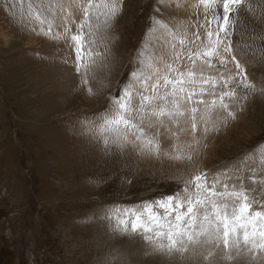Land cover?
<instances>
[{"label":"rangeland","instance_id":"rangeland-1","mask_svg":"<svg viewBox=\"0 0 264 264\" xmlns=\"http://www.w3.org/2000/svg\"><path fill=\"white\" fill-rule=\"evenodd\" d=\"M49 2L0 0V264H181L186 255L172 260L148 249L142 236L117 227L112 211L183 196L186 182L205 174L220 191L216 181L235 175L229 186L243 185L250 196L264 198V185L253 182L264 179V165L249 159L264 148V0H244L239 15L231 16L236 24L224 41L231 43L225 64L214 57L215 67H203L205 77L217 78V96L228 90L220 77H233L229 88L237 96L225 102L234 118L217 108L205 125L198 120L204 105L182 103L184 109L199 108L196 130L207 127L209 133L204 143L192 132L190 113L178 123L153 120L150 129L146 119L159 154L121 145L101 134L100 126L126 87L152 94L142 85L155 68L172 64L187 70V52L206 42L203 7H196L197 0H116L115 15L105 20L103 8L93 9L92 28L81 30L85 0H51V8ZM81 31L95 61L86 74L77 71L71 40ZM174 51L181 53L179 60ZM245 76L255 91L244 89ZM213 252L205 260L206 249H198L192 260L199 255L197 264H264V253L244 252L231 261L223 258L224 249Z\"/></svg>","mask_w":264,"mask_h":264},{"label":"snow or ice","instance_id":"snow-or-ice-1","mask_svg":"<svg viewBox=\"0 0 264 264\" xmlns=\"http://www.w3.org/2000/svg\"><path fill=\"white\" fill-rule=\"evenodd\" d=\"M52 6L50 0L48 8ZM58 6L64 7L62 4ZM201 6L205 20L201 27L205 29L206 42L202 40L195 51L187 52V60L190 62V66H185L187 70L180 66L173 67L172 64H165L163 71L155 68L152 73L143 77L145 83L142 87L145 92L150 91L151 95L139 91L134 93L131 85L126 87L123 95L114 99L111 114L103 118L101 134H111L121 145L132 143L141 151L159 154V142L149 136L144 127L146 119L150 129L153 120L157 124H163L164 118H167L173 123H178V119L184 117L187 112L190 113L191 129L195 132L199 108L191 106L184 109L182 103L204 105V115L200 119L205 125L217 108L227 111L228 115L234 118V113L229 110V103L225 102V98L231 100L237 96L235 89L229 88L233 77H220L224 81L223 87L228 90L221 91L217 96V78L205 77L203 67H215L214 57L220 64H225L224 53L231 51V43L226 44L224 41L234 31L236 24L231 16L239 15L244 0H197L196 7ZM80 8L84 17L80 25L81 30L85 25L92 28L90 21L93 9L99 11L103 8L104 12L101 14L105 16V20L109 15H115L118 10L116 0H85ZM36 16L43 20L39 10ZM99 27L97 25V28ZM48 31H51L50 24ZM221 33H224V36H221ZM196 39L201 40V36L197 34ZM71 40L76 50L77 71L83 68L86 74L95 61L91 60V51L84 47L82 31L72 35ZM179 43L183 46L185 41L181 39ZM172 47L175 49L174 44ZM173 55L179 60L181 53L174 51ZM198 60L201 61L200 65H197ZM232 60L235 61V56H232ZM198 67L199 78L196 71ZM236 68H240L239 62H236ZM172 73H175L174 77ZM133 76L137 77V74L133 73ZM148 81L154 82L149 84ZM242 83L244 89L255 91V85L247 82L246 76ZM206 85L210 88L205 87ZM161 87L165 90L163 94L158 91ZM89 91L91 92V89ZM260 91L264 92V88ZM206 94L211 97L210 100L204 99ZM134 114L139 117V123L135 122ZM104 142L108 144L107 136ZM174 158L181 157L177 155ZM188 158L191 159L190 156ZM249 159H258L260 164L264 165V148L252 154ZM253 182L264 185V179ZM188 185H192L193 190L190 191ZM221 187L223 191L218 190L215 182L209 184L206 174L197 175L186 182L183 196H168L154 204H145L135 209L117 208L112 211V216L115 217L118 228L125 232L130 228L133 234L142 236L156 250L169 254L183 255L190 249H206L204 259L210 260L214 255L213 249H224L223 258L231 260L233 255L240 256L244 252L264 253V198L258 200L256 196H250L243 185L236 187L222 184Z\"/></svg>","mask_w":264,"mask_h":264},{"label":"bare ground","instance_id":"bare-ground-1","mask_svg":"<svg viewBox=\"0 0 264 264\" xmlns=\"http://www.w3.org/2000/svg\"><path fill=\"white\" fill-rule=\"evenodd\" d=\"M178 3V2H177ZM226 56V55H225ZM228 59H229V57H228ZM229 63H232V62H229ZM210 70V69H209ZM232 73V72H231ZM165 91V90H164ZM221 113H223V112H221ZM199 120V122H200V118L198 119ZM232 120V119H231ZM164 121H166L165 120V118H164ZM168 121V120H167ZM218 121H219V119H218ZM171 122V121H170ZM221 122V121H220ZM154 123H155V121H154ZM209 123V122H208ZM164 125H165V123H164ZM198 127V126H197ZM208 128H209V126H208ZM163 129V128H162ZM196 129H198V128H196ZM204 129V128H203ZM167 130V129H166ZM200 130V129H199ZM199 130H195V132L197 131V133L196 134H198L199 133V137H201V138H197L198 140H200L201 142L203 141V139H204V137L206 136V133H208V129H207V131H205L204 130V132L203 131H199ZM214 131V130H213ZM180 132V131H179ZM193 132V131H192ZM194 132V133H195ZM203 132V133H202ZM211 132V131H210ZM171 133V132H170ZM169 133V134H170ZM174 133V132H173ZM177 134V133H176ZM209 134V133H208ZM207 134V135H208ZM171 135V134H170ZM188 135H189V133H188ZM171 137V136H170ZM177 137V136H176ZM184 137V136H183ZM186 137V136H185ZM209 137V136H208ZM156 138H160V137H156ZM178 139H179V137H177ZM210 138V137H209ZM166 139V138H165ZM186 139V138H185ZM176 140V139H175ZM191 140V141H190ZM204 140H206V139H204ZM164 141V140H163ZM178 141V140H177ZM187 141L189 142V144H193V146L195 147L196 145L194 144V141H193V139H192V136H190V139H188L187 138ZM176 142V141H175ZM184 142V141H183ZM170 143V142H169ZM186 143V142H185ZM202 143H204V142H202ZM206 143V142H205ZM176 144H177V142H176ZM175 144V145H176ZM171 146V145H170ZM178 146V145H177ZM201 146H203V145H201L200 144V147ZM191 147V146H190ZM189 147V148H190ZM204 147V146H203ZM196 148V147H195ZM197 148H199V147H197ZM192 149V148H191ZM189 150V149H188ZM173 151V150H172ZM176 162H178V161H176ZM179 164H180V162H179ZM177 165V164H176ZM182 165V164H181ZM251 171V170H250ZM244 174H238V176H239V178H240V180H244V179H242V176H243ZM229 176V175H228ZM233 177H235V175L234 176H231V177H227V178H222V179H218L216 182L218 183V182H220V184L222 185V181H223V184H228V181H232V180H234L233 179ZM220 178V177H219ZM249 178H250V176L247 178H245L246 179V181L244 182V183H248V180H249ZM255 179V178H254ZM239 183H241L240 181H238ZM238 184V183H237ZM220 185V186H221ZM230 186H232V185H230ZM236 186V185H235ZM220 188H222V187H220ZM246 188V187H245ZM220 190V189H219ZM222 191H223V189H222ZM130 229V228H129ZM131 230V229H130ZM132 232V231H131ZM146 244H144V245H146V247L148 248V249H154L155 250V248L152 246V245H150L149 243H147V242H145ZM143 246V245H142ZM146 250V249H145ZM213 250H216V249H213ZM217 251H222V249H219V250H217ZM196 253V251H193V250H189L187 253H184L183 254V256L184 257H186V258H188V260H181V262L184 264V263H186V262H190L191 264H197L198 262H199V259L200 258H198L199 257V255L197 256V260L198 261H193L192 259L194 258L193 257V255ZM255 253V252H254ZM166 254V256H170L171 258H172V260H174V259H176V260H179L178 259V257L177 258H175V256H177L176 254H179V253H173V254H169V253H165ZM255 254H257V253H255ZM260 254V253H259ZM186 255V256H185ZM241 256V255H240ZM181 259V258H180ZM236 259H238L239 261H244L242 258H236ZM232 261V260H231ZM181 263V264H182Z\"/></svg>","mask_w":264,"mask_h":264}]
</instances>
